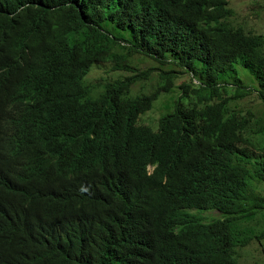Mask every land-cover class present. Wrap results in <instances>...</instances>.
<instances>
[{"label": "trees", "instance_id": "1", "mask_svg": "<svg viewBox=\"0 0 264 264\" xmlns=\"http://www.w3.org/2000/svg\"><path fill=\"white\" fill-rule=\"evenodd\" d=\"M233 15L228 0H0V264H240L264 239L234 229L264 209L236 77L251 70L264 99V36ZM112 45L183 71L147 95L128 93L153 68L95 95L84 80ZM184 74L158 131L141 124Z\"/></svg>", "mask_w": 264, "mask_h": 264}, {"label": "rangeland", "instance_id": "2", "mask_svg": "<svg viewBox=\"0 0 264 264\" xmlns=\"http://www.w3.org/2000/svg\"><path fill=\"white\" fill-rule=\"evenodd\" d=\"M228 3L230 9L234 11V15L229 21L233 28L240 27L247 32H254L264 36V0H228ZM107 27L112 33H125L111 24H107ZM75 38L81 40L82 34H77ZM110 54L113 58L92 67L84 80V83L95 95L100 94L105 86L113 81L122 80L128 75H132V73L153 68L154 71L150 79L133 85L128 93L129 97L147 95L158 86L162 73L170 70L183 71V69L175 65L161 64L140 54L128 55L126 49L124 50L123 47L117 45L110 47ZM117 56H126V58L124 61L117 62L114 60ZM237 69L238 74H236V77L252 92V94L241 100L240 106L243 111L246 109L250 110L251 113H247L246 115L249 116L251 122L254 124V130L251 129L255 133L254 148L252 158L246 164L251 170H255L259 164L264 165V99L260 98L257 93L258 80L253 72L241 64H237ZM191 78L189 74H184L182 79L176 80V87H173L168 93L159 95V98L153 103V109L142 114L139 122L149 126L154 131H158L161 118L173 111L180 97L181 90L178 87H180L182 82H188ZM194 79L199 82V77L195 76ZM232 80L234 79L231 77ZM223 84L229 86L227 83ZM233 88L235 89V87ZM262 89L264 90V85ZM226 96L227 94H224V97ZM250 184L260 195L264 196V180L251 175ZM192 212L203 218L206 222L221 218V214L217 211ZM234 229L240 240L260 235L264 231V209L250 220L239 221ZM237 256L240 264H264V239L261 241L254 240L248 245L240 246Z\"/></svg>", "mask_w": 264, "mask_h": 264}]
</instances>
